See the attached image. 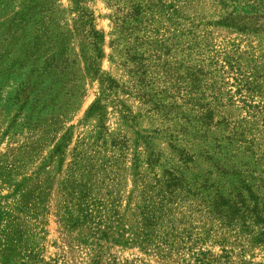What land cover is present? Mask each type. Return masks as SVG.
I'll list each match as a JSON object with an SVG mask.
<instances>
[{
    "label": "trees",
    "instance_id": "16d2710c",
    "mask_svg": "<svg viewBox=\"0 0 264 264\" xmlns=\"http://www.w3.org/2000/svg\"><path fill=\"white\" fill-rule=\"evenodd\" d=\"M105 2L112 54L122 66L125 40L123 67L156 126L133 130L134 117L120 111L117 128L107 127L106 100L117 106L120 85L104 79L106 93L88 111L96 123L79 134L62 179L64 233L97 262L110 246L130 245L170 264H264L244 257L264 250V46L212 48L199 26L174 22L176 10L161 1ZM228 3L257 23L247 34L264 32V0ZM230 80L242 103L236 115L225 112L234 108L225 106ZM253 95L259 103L247 102ZM206 243L219 251L203 250Z\"/></svg>",
    "mask_w": 264,
    "mask_h": 264
},
{
    "label": "rangeland",
    "instance_id": "374dc122",
    "mask_svg": "<svg viewBox=\"0 0 264 264\" xmlns=\"http://www.w3.org/2000/svg\"><path fill=\"white\" fill-rule=\"evenodd\" d=\"M158 1L176 10L174 22L199 26L212 48L264 46V32L247 34L257 23L228 0ZM111 15L105 0H0V264H106L112 258L119 264H170L130 245L110 246L97 262L90 247L66 235L58 220L64 172L79 134L96 123L88 111L102 101L104 79L120 85L117 106L112 96L106 100L107 127L117 128L120 111L134 117L133 130L156 126L123 67L129 61L126 41L120 47L122 66L112 54ZM87 23L98 34L95 42ZM236 89L230 80L226 96L232 98L225 105L234 107L225 111L230 115L242 112ZM247 102L257 104L259 98ZM202 249L219 251L208 243ZM244 257L264 261V250Z\"/></svg>",
    "mask_w": 264,
    "mask_h": 264
}]
</instances>
